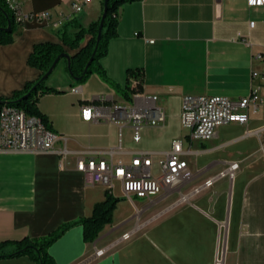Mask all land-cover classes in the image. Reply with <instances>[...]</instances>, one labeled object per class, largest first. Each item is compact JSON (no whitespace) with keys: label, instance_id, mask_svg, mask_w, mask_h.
<instances>
[{"label":"crops","instance_id":"0c3cea01","mask_svg":"<svg viewBox=\"0 0 264 264\" xmlns=\"http://www.w3.org/2000/svg\"><path fill=\"white\" fill-rule=\"evenodd\" d=\"M11 1L24 12H71V0ZM103 2L93 0L58 26L33 18L17 24L15 40L0 44V97H11L40 76L41 70L28 63L35 43H62L61 31H77L78 23L88 27L102 15ZM118 13V35L110 39L101 64L122 89L129 83L131 96L98 72L77 83L67 59L58 62L57 76L48 85L64 91L42 95L39 106L61 135L55 149L68 151L65 158L55 150L0 151V243L9 241L4 249L12 252L15 240L47 236L92 214L109 189L89 183L77 169L81 153L130 162L145 152L157 175L159 159L180 139L191 172L182 185L166 186L154 197H129L116 180L109 190L120 198L112 221L94 241L85 239L80 223L67 228L48 246L54 263L264 264V103L249 105L246 123L221 124L210 139L191 140L182 121L187 94L236 99L257 89L264 98V84L252 77L254 69L264 72V57H255L264 54V5L134 0ZM91 36L87 33L79 48H64L73 55ZM129 69L134 73L128 75ZM136 92L158 95L165 119L136 127L123 120L83 118V106L106 111L113 103L130 105ZM101 94L108 98L98 100ZM233 163L238 166L232 176ZM0 264L37 262L22 254L0 257Z\"/></svg>","mask_w":264,"mask_h":264},{"label":"built area","instance_id":"2783aa9c","mask_svg":"<svg viewBox=\"0 0 264 264\" xmlns=\"http://www.w3.org/2000/svg\"><path fill=\"white\" fill-rule=\"evenodd\" d=\"M93 0H71V12L54 13L50 10L24 12L19 4L7 0L15 12L18 24H24L28 18L51 26H58L70 20L74 15L82 13ZM251 6L264 5V0H247ZM254 21H251V25ZM260 59L262 52L255 54ZM252 77L259 78L264 84V72L252 71ZM107 95L101 94L98 100H106ZM96 99V100H97ZM158 95L136 92L134 102L130 105L113 103L106 111L97 106L86 105L82 108L83 118L86 120L106 119L109 121L132 122L136 127L143 123H158L165 119L163 108L158 104ZM264 103V98L254 89L252 93L240 98H230L223 95L187 94L182 100V121L190 128V138L210 139L217 128L224 123L249 120L248 107H257ZM61 135L49 127L36 114H29L24 109L13 104L4 103L0 107V151H58L65 158L67 149H55V143ZM135 139H139L138 130ZM182 141L175 139L172 148L159 159V173L153 175L150 169L152 157L145 152L133 156L130 162L110 157L86 155L81 153L77 158V169L86 177L89 183H100L109 190L114 187L116 180H120L126 196L154 197L159 195L166 186H180L191 175L188 161L183 157ZM63 162V160H62ZM238 164L231 165V175ZM212 181L209 180L208 184Z\"/></svg>","mask_w":264,"mask_h":264},{"label":"trees","instance_id":"16d2710c","mask_svg":"<svg viewBox=\"0 0 264 264\" xmlns=\"http://www.w3.org/2000/svg\"><path fill=\"white\" fill-rule=\"evenodd\" d=\"M129 1L134 0H109L108 14L105 18L102 38L94 56V60L90 64L86 74L83 75L85 67L92 56L97 43L101 16L99 19L93 21L88 27H84L80 23L75 24V27L78 28L77 31L70 32L67 29L62 30V43L53 41L35 43L33 50L28 56V63L41 70L40 76L36 80L27 82L22 89L16 90L11 97H8L7 99L0 97V107L4 103L13 104L24 109L29 114L39 115L49 127H52L48 116L40 109V98L46 93L63 92L64 90L48 85L46 83L47 79L42 80V76L49 70L56 57L60 53L66 51L64 48L65 45H68L71 48H79L82 38L87 33H91L92 35L90 40L72 55L71 67H67L70 75L73 78L75 76L83 75L81 80H76L77 83H80L91 73L98 72L103 78L118 88L126 98H129L131 96L129 83H127L126 90L122 89L117 83L108 77L105 68L101 64V58L106 55L108 51L110 39L118 35L119 8ZM9 21H11L12 24L11 29L8 31L6 27L8 26ZM17 24L18 22L16 21L15 12L10 4L7 0H0V44L11 43L15 40L18 33L16 31ZM134 71V69H129L128 75L133 74ZM119 200V197L115 196L108 190L106 198L95 204L91 215L68 222L51 234L41 238H30L26 236L22 239L15 240L13 242L15 244V250L12 252L5 251L4 247L9 241H3L0 243V257L29 254L37 264H55L48 252V246L67 228L79 223L84 226L85 239L87 241H94L104 226L112 221L113 211Z\"/></svg>","mask_w":264,"mask_h":264},{"label":"water","instance_id":"95a60500","mask_svg":"<svg viewBox=\"0 0 264 264\" xmlns=\"http://www.w3.org/2000/svg\"><path fill=\"white\" fill-rule=\"evenodd\" d=\"M108 3H109V0H104V9H103V12H102V15H101V21H100V25H99V30H98V35H97V43H96V46H95V49L93 51V54L92 56L90 57L86 67H85V70H84V74H86L90 64L93 62L94 60V56L97 52V49H98V46H99V43H100V40L102 38V32H103V27H104V23H105V18L108 14ZM11 21H9V24L8 26L6 27V29L9 31L11 29ZM64 57L67 59L68 61V68L71 67V60H72V55L70 53H68L67 51H64L62 53H60L56 59L54 60L53 64L51 65V67L49 68V70L42 76V80L44 79H47L50 74L54 71V69L56 68L58 62L61 60V58ZM83 75L81 76H75L74 79L75 80H81L83 78Z\"/></svg>","mask_w":264,"mask_h":264},{"label":"rangeland","instance_id":"374dc122","mask_svg":"<svg viewBox=\"0 0 264 264\" xmlns=\"http://www.w3.org/2000/svg\"><path fill=\"white\" fill-rule=\"evenodd\" d=\"M63 61H64V60H63ZM67 67H68V63H67ZM58 71H59V69L56 67V68L54 69V71L50 74V76L47 78V80H46V83H47V84H48V80L50 81V80H53V79L56 78ZM115 190H117V188H115Z\"/></svg>","mask_w":264,"mask_h":264}]
</instances>
